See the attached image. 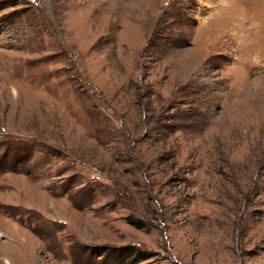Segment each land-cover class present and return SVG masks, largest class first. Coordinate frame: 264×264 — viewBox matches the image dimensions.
<instances>
[{"label": "rangeland", "instance_id": "obj_1", "mask_svg": "<svg viewBox=\"0 0 264 264\" xmlns=\"http://www.w3.org/2000/svg\"><path fill=\"white\" fill-rule=\"evenodd\" d=\"M0 264H264V0H0Z\"/></svg>", "mask_w": 264, "mask_h": 264}]
</instances>
